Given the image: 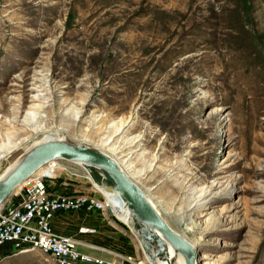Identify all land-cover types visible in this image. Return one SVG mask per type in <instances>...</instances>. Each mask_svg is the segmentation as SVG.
I'll return each mask as SVG.
<instances>
[{"label":"rangeland","instance_id":"374dc122","mask_svg":"<svg viewBox=\"0 0 264 264\" xmlns=\"http://www.w3.org/2000/svg\"><path fill=\"white\" fill-rule=\"evenodd\" d=\"M257 7L250 35L240 0H0V177L42 140L90 146L198 242L199 264H264V0ZM60 161L58 177L91 181ZM201 192L192 217L178 215L185 193ZM10 249L0 264H57Z\"/></svg>","mask_w":264,"mask_h":264},{"label":"built area","instance_id":"2783aa9c","mask_svg":"<svg viewBox=\"0 0 264 264\" xmlns=\"http://www.w3.org/2000/svg\"><path fill=\"white\" fill-rule=\"evenodd\" d=\"M62 170L66 168L60 160L51 161L5 203L0 212V248L6 245H11L15 251L30 248L51 256L57 264H147L132 255L110 253L111 257H104L84 252V248L100 249L75 236L54 231L52 221L59 212L108 213L128 227L121 217L126 205L118 195L98 187L93 195L62 196L52 192L49 183L56 180ZM78 233L94 234L95 230L83 227Z\"/></svg>","mask_w":264,"mask_h":264},{"label":"water","instance_id":"95a60500","mask_svg":"<svg viewBox=\"0 0 264 264\" xmlns=\"http://www.w3.org/2000/svg\"><path fill=\"white\" fill-rule=\"evenodd\" d=\"M55 160L81 166L96 187L120 196L130 211L128 228L150 264L166 261L169 246L182 255L185 264H197L198 252L194 245L168 224L118 160L90 146L54 139L33 146L7 175L0 178V207L40 169Z\"/></svg>","mask_w":264,"mask_h":264},{"label":"crops","instance_id":"0c3cea01","mask_svg":"<svg viewBox=\"0 0 264 264\" xmlns=\"http://www.w3.org/2000/svg\"><path fill=\"white\" fill-rule=\"evenodd\" d=\"M52 192L62 196L93 195L96 186L87 178L70 173L49 183ZM54 231L59 235L75 236L82 242L94 245L100 250L84 248L93 255L111 257L112 254L138 257V246L128 228L108 213L85 211L59 212L52 221ZM91 228L94 234H79L80 228ZM11 245L0 248V252L11 250ZM112 253V254H110Z\"/></svg>","mask_w":264,"mask_h":264},{"label":"bare ground","instance_id":"6f19581e","mask_svg":"<svg viewBox=\"0 0 264 264\" xmlns=\"http://www.w3.org/2000/svg\"><path fill=\"white\" fill-rule=\"evenodd\" d=\"M49 139H52V138H49ZM46 140H48V139H45V140H42V141H40V142H43V141H46ZM40 142H38V143H40ZM38 143H35L33 146H35L36 144H38ZM32 146V147H33ZM14 150H16V147H14L12 150H10L9 151V153L8 154H10V153H12ZM117 160V159H116ZM119 162V161H118ZM125 162V161H124ZM120 163V162H119ZM126 163V162H125ZM18 163H16V164H14L13 166H11L9 169H7L6 171H5V173L0 177V178H3L5 175H7V173H9V171H11L16 165H17ZM120 165L122 166V168L126 171V169L124 168V166L120 163ZM41 171V169L37 172V173H39ZM127 172V171H126ZM36 173V174H37ZM128 173V172H127ZM129 174V173H128ZM130 175V174H129ZM131 176V175H130ZM132 177V176H131ZM189 186H186V188L187 189H190L191 187H192V185L189 183L188 184ZM18 191V190H17ZM188 192V191H187ZM204 193V192H203ZM203 193L201 192L200 193V195H198L197 197H196V194H194V193H185V195L183 196V197H185L184 198V200L185 201H188V205L186 206V207H184V208H181V209H177V213H178V215H189V217L191 218L192 217V215L191 214H189V208H190V206H192V204H191V202H192V200L193 199H196L197 198V200L198 199H201L202 198V196H203ZM147 197H148V195H146ZM148 199L150 200V202L156 207V205L152 202V200L148 197ZM200 202L198 203V208H199V210H200V212L199 213H201V214H204V213H206L207 211H208V209H209V204H208V202H206L205 201V199H202V200H199ZM181 202V201H180ZM196 202V201H195ZM177 203V202H176ZM3 207H4V205H2L1 207H0V212L2 211V209H3ZM123 209V208H122ZM156 209H157V207H156ZM158 210V209H157ZM124 215H121V217L125 220V222H127V224H129L130 223V211L128 210V208L125 206V208H124ZM159 212V211H158ZM127 213V214H126ZM191 213V212H190ZM126 214V215H125ZM210 226H208L206 229H205V231L204 232H206L207 231V229L209 228ZM182 235V234H181ZM184 238H186L187 239V237L186 236H184V235H182ZM189 239V238H188ZM187 239V240H188ZM189 241V240H188ZM193 245H194V247L196 248V251L198 252V257H197V260H196V262H197V264H199V260H200V257H199V245H198V242L197 241H190ZM160 262L158 261V264H159ZM160 264H185V260H184V258L182 257V255L181 254H179V253H177L172 247H170L169 246V249H168V252H167V260L166 261H164V262H161Z\"/></svg>","mask_w":264,"mask_h":264},{"label":"trees","instance_id":"16d2710c","mask_svg":"<svg viewBox=\"0 0 264 264\" xmlns=\"http://www.w3.org/2000/svg\"><path fill=\"white\" fill-rule=\"evenodd\" d=\"M259 0H240L241 2V21L246 32L250 30V35H254V31L251 30L255 23V11ZM258 9V7H257ZM258 35V33H256Z\"/></svg>","mask_w":264,"mask_h":264}]
</instances>
